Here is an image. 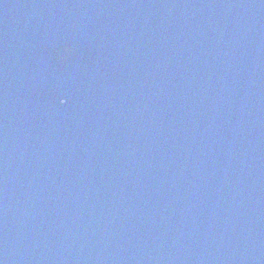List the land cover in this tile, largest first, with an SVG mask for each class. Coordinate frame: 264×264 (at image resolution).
I'll return each mask as SVG.
<instances>
[{
    "label": "water",
    "instance_id": "water-1",
    "mask_svg": "<svg viewBox=\"0 0 264 264\" xmlns=\"http://www.w3.org/2000/svg\"><path fill=\"white\" fill-rule=\"evenodd\" d=\"M0 264H264V0H0Z\"/></svg>",
    "mask_w": 264,
    "mask_h": 264
},
{
    "label": "clouds",
    "instance_id": "clouds-1",
    "mask_svg": "<svg viewBox=\"0 0 264 264\" xmlns=\"http://www.w3.org/2000/svg\"><path fill=\"white\" fill-rule=\"evenodd\" d=\"M39 94H40L39 92L36 93V95H39ZM59 101L61 102L60 105H65V104H67V100L64 99V98H60Z\"/></svg>",
    "mask_w": 264,
    "mask_h": 264
}]
</instances>
